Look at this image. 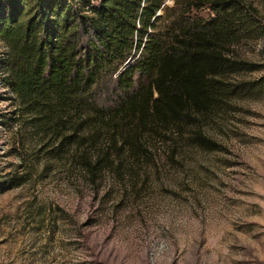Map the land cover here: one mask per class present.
I'll use <instances>...</instances> for the list:
<instances>
[{"label":"rangeland","instance_id":"rangeland-1","mask_svg":"<svg viewBox=\"0 0 264 264\" xmlns=\"http://www.w3.org/2000/svg\"><path fill=\"white\" fill-rule=\"evenodd\" d=\"M185 1L163 0L156 35L180 11L211 15L208 3L187 10ZM236 5L240 31L225 50L255 69L225 80H264V0ZM3 51L0 42V58ZM3 75L0 67V189L11 177L21 183L0 192V264H264V85L180 133H142L132 150L112 149L108 157L120 163L94 186L80 156L104 153L106 124L86 122L75 148L34 155L30 136L21 132V147L14 135L16 102ZM145 82L142 74L137 86Z\"/></svg>","mask_w":264,"mask_h":264},{"label":"trees","instance_id":"trees-1","mask_svg":"<svg viewBox=\"0 0 264 264\" xmlns=\"http://www.w3.org/2000/svg\"><path fill=\"white\" fill-rule=\"evenodd\" d=\"M162 3L0 0V67L16 102L14 135L22 139L21 132L27 133L34 155L75 148L81 141L77 131L86 122L106 124L104 153L80 156L89 182L96 186L102 170L120 163L108 157L112 149L116 154L132 150L142 133H180L195 126L199 114L212 112L229 98L263 89L264 80H225L229 73L255 69L225 50L224 44L240 31L235 24L242 19L237 0H186L187 10L208 3L211 15L189 17L180 11L156 35ZM136 51L142 56L126 66ZM142 74L146 82L137 86ZM85 109L90 114H83ZM195 136L212 149L203 135ZM19 143L22 147L20 138ZM7 182L0 192L21 183L13 177Z\"/></svg>","mask_w":264,"mask_h":264}]
</instances>
